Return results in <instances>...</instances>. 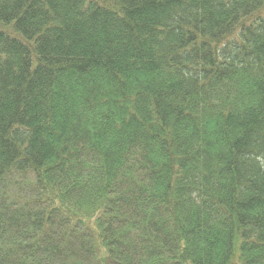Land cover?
Instances as JSON below:
<instances>
[{
	"label": "trees",
	"instance_id": "obj_1",
	"mask_svg": "<svg viewBox=\"0 0 264 264\" xmlns=\"http://www.w3.org/2000/svg\"><path fill=\"white\" fill-rule=\"evenodd\" d=\"M0 23V264H264V0Z\"/></svg>",
	"mask_w": 264,
	"mask_h": 264
},
{
	"label": "rangeland",
	"instance_id": "obj_2",
	"mask_svg": "<svg viewBox=\"0 0 264 264\" xmlns=\"http://www.w3.org/2000/svg\"><path fill=\"white\" fill-rule=\"evenodd\" d=\"M0 29L10 31V26L9 25H3L2 23H0Z\"/></svg>",
	"mask_w": 264,
	"mask_h": 264
}]
</instances>
